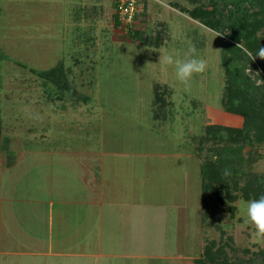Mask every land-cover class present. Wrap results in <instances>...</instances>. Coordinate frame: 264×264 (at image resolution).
Instances as JSON below:
<instances>
[{"label": "rangeland", "instance_id": "obj_1", "mask_svg": "<svg viewBox=\"0 0 264 264\" xmlns=\"http://www.w3.org/2000/svg\"><path fill=\"white\" fill-rule=\"evenodd\" d=\"M115 1L0 0L1 187L17 191L10 192L19 199L14 206L30 207L44 234L50 201L48 229L54 236L60 202L78 199L83 181L100 174L94 169L103 159L107 193L101 197L97 190L91 201L122 202L128 238L137 225V242L134 237L126 244L142 257L125 264H197L205 247L222 248L229 261L261 263L264 237L246 222L248 200L229 202L201 191L204 150L224 141H200L199 135L205 136L208 124L239 127L242 116L223 104L227 76L221 61L230 39L188 11H225L233 0H137L130 24L114 20ZM190 44L208 67L185 88L164 55L183 58ZM58 63L69 89L76 90L62 99L46 93L37 74ZM243 71L254 84L264 76L257 64L247 63ZM154 83L169 88L171 104L163 103V109L152 98ZM241 150L252 157L241 166L244 173L264 182V141L253 139ZM118 156L124 162L107 168ZM237 180L242 184L244 177ZM63 213L69 214L60 223L66 232L72 212ZM24 223V234H31ZM6 226L3 221L2 230Z\"/></svg>", "mask_w": 264, "mask_h": 264}, {"label": "trees", "instance_id": "obj_2", "mask_svg": "<svg viewBox=\"0 0 264 264\" xmlns=\"http://www.w3.org/2000/svg\"><path fill=\"white\" fill-rule=\"evenodd\" d=\"M215 7L205 9L199 6L192 8L188 13L190 17L205 26L224 33L230 39V41H225L224 49L227 55L223 54L221 61L227 76L226 96L223 104L228 112L242 116V124L239 127L208 124L204 127L205 136L199 135L200 141L203 139H209L208 141L212 142L224 141L221 146L212 143L211 146L204 148L200 165L201 191L209 190L217 199H227L229 202H233L239 197L243 200L257 199L264 195L262 180L264 177L261 175L262 181L259 182L253 174L244 173L241 166L252 157L249 159L248 155H242L241 149L253 139L264 141V76H260L259 84H254L243 69L247 63L252 67L257 64L264 74V60L259 57L251 60L247 55V52L255 55L260 47H264V0H233L229 5L224 6L225 11ZM134 16L136 17V12ZM219 16H222L223 21L226 22L218 23ZM114 20H116L115 15ZM132 36L134 37L131 34ZM232 58L233 62L230 63ZM61 69V63H58L50 69L37 72L41 77L42 88L56 99H62L64 92L70 95L76 93L75 89H69L70 84ZM161 88H163L162 91H160ZM168 89L166 84H153L154 96L152 98L156 101L157 108H165L163 103L171 104L166 101ZM86 98L84 97V99ZM160 105L161 107H159ZM201 145L199 143L196 146L198 152L202 150ZM225 170L230 174L225 176ZM240 176L244 177L242 184L237 182V177ZM220 190L223 192L222 195L219 194ZM202 253L201 258L195 259L197 264L243 263L238 260H227L220 247L214 251L205 247ZM247 262L251 264L253 261L249 259ZM256 264H264V259L261 263Z\"/></svg>", "mask_w": 264, "mask_h": 264}, {"label": "crops", "instance_id": "obj_3", "mask_svg": "<svg viewBox=\"0 0 264 264\" xmlns=\"http://www.w3.org/2000/svg\"><path fill=\"white\" fill-rule=\"evenodd\" d=\"M91 11L94 12L95 8H91ZM85 16L87 17L88 13ZM123 159L118 156L109 160L110 164L107 168H110L113 162L122 164ZM103 162L101 159L100 166H95V172L97 170L100 173L97 178L93 177L86 182L83 181L85 189H80L83 193L78 199L71 197L66 204L60 202L62 212L58 217L59 226L54 236L48 229L49 225L53 224L51 221L53 216L49 208L52 205L50 201L45 209L47 230L45 229L44 234L38 228L34 213L29 212L30 207L27 206L25 209L23 205L14 206L13 199L16 198H13L10 192L17 193V191L5 189L0 185V264H125L128 259L142 257L141 252H133L127 248L126 243L133 241L134 237L137 242L138 230L135 224L136 232L130 234L128 238L126 234L128 224L126 221L123 223L125 215L122 213V202L105 203L109 206L100 203L96 206L91 201L97 190L101 197L107 193V181L102 179ZM4 199L6 200L3 201ZM9 199L13 203H8ZM68 208L72 212V223L69 226L65 224L67 231L64 232L65 227L60 223H66L69 214L63 212H67ZM37 213H40V216L43 214L42 211ZM2 219L5 226L8 225L5 230L1 228ZM23 223L24 225L28 223L29 227H32L29 231L33 233L32 235L24 234L23 229L25 228H21Z\"/></svg>", "mask_w": 264, "mask_h": 264}, {"label": "clouds", "instance_id": "obj_4", "mask_svg": "<svg viewBox=\"0 0 264 264\" xmlns=\"http://www.w3.org/2000/svg\"><path fill=\"white\" fill-rule=\"evenodd\" d=\"M217 36H219L217 34ZM216 36V37H217ZM251 60L257 57L264 60V47H260L255 55L247 52ZM164 63L174 69L176 81L185 88L191 86V82L197 74L207 70V61L198 56L195 45H189L181 58L175 52H169L164 55ZM230 173L225 170L224 175ZM246 222H250L255 228V234L258 238L264 237V195L257 199H251L245 202Z\"/></svg>", "mask_w": 264, "mask_h": 264}, {"label": "built area", "instance_id": "obj_5", "mask_svg": "<svg viewBox=\"0 0 264 264\" xmlns=\"http://www.w3.org/2000/svg\"><path fill=\"white\" fill-rule=\"evenodd\" d=\"M137 10V0H116L114 15L118 23L130 24Z\"/></svg>", "mask_w": 264, "mask_h": 264}]
</instances>
